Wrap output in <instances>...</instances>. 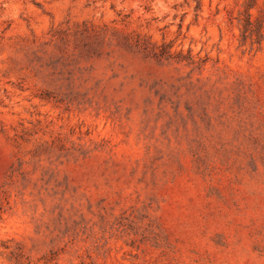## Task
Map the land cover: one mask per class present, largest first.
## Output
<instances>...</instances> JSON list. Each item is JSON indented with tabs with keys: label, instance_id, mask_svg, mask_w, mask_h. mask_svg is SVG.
Wrapping results in <instances>:
<instances>
[{
	"label": "rangeland",
	"instance_id": "374dc122",
	"mask_svg": "<svg viewBox=\"0 0 264 264\" xmlns=\"http://www.w3.org/2000/svg\"><path fill=\"white\" fill-rule=\"evenodd\" d=\"M0 264H264V0H0Z\"/></svg>",
	"mask_w": 264,
	"mask_h": 264
}]
</instances>
